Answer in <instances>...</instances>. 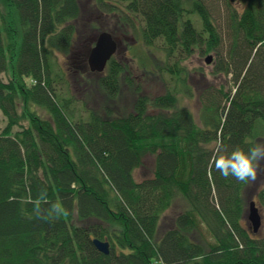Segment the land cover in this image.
I'll use <instances>...</instances> for the list:
<instances>
[{
	"label": "trees",
	"instance_id": "trees-1",
	"mask_svg": "<svg viewBox=\"0 0 264 264\" xmlns=\"http://www.w3.org/2000/svg\"><path fill=\"white\" fill-rule=\"evenodd\" d=\"M215 2L93 4L122 30L142 21L146 46L163 41L166 63L175 59L171 76L197 49L222 57L216 70L231 74L236 90L224 93V117L210 99L200 126L171 90L151 97L136 89L124 113L74 96L54 55L72 52L87 15L81 0H0V264H264V229L247 226L250 184L225 179L213 164L220 153L264 144V0L227 1L223 26ZM126 68L113 57L95 73L107 102L118 99L122 77L132 81ZM85 87L92 97L94 86ZM146 154L155 156L154 174L138 181ZM260 167L251 194L264 211ZM42 190V209L60 202L68 214L36 218ZM178 198L187 209L167 214ZM198 217L214 243L195 237ZM96 237L111 243L110 254Z\"/></svg>",
	"mask_w": 264,
	"mask_h": 264
},
{
	"label": "rangeland",
	"instance_id": "rangeland-1",
	"mask_svg": "<svg viewBox=\"0 0 264 264\" xmlns=\"http://www.w3.org/2000/svg\"><path fill=\"white\" fill-rule=\"evenodd\" d=\"M87 15L79 24L82 31L79 36L77 35L75 44L71 53L62 51H55V62L60 68L66 72L68 70V79L71 82V88L75 97L79 100L88 99L90 106L95 110H103L108 107L107 104L117 112H129L133 110L136 97L135 90L140 89L142 94H147L151 97L159 96L171 90L177 94L179 107L189 109L195 116L198 124L204 123L203 113L205 105L209 104L210 99L219 105V114L224 117L222 113L223 107L228 105V101L224 93L236 90L235 83L232 75L225 72L217 71L216 67L219 64V55L215 52L203 53L197 49L190 55L185 54L181 61V70L179 76H171L167 71L169 66L174 64V60L166 63L165 55L163 54V41L158 40L157 46L148 47L143 41L141 31L143 22L137 21L134 29L122 30L115 26V19L109 15H103L95 6L94 0H81ZM216 6V19L219 25H224V15L227 13L226 4L229 0H215ZM237 7L240 4L234 3ZM197 17V15H193ZM96 22L98 27H93ZM105 30L115 29V34L127 36L128 40L123 41V46L119 54L115 57L122 65L127 67L124 71L125 76L131 75L132 81L121 79L120 94L118 99L107 102L108 98L104 90L99 87L101 76L95 73H87L84 76L75 68L76 62L80 61L81 64L88 58L89 52L95 44V39L98 34ZM108 30V31H110ZM124 34V35H123ZM130 47L127 52L123 51L124 45ZM212 57L211 63H207L206 59ZM80 64V63H79ZM104 76V75H103ZM84 79H88L84 81ZM90 83L95 88V93L89 98L88 90L85 87V82ZM227 103V104H226ZM6 124L5 117L0 111V127ZM155 169V158L151 154L144 157V164L136 172L135 176L138 181L144 178L153 176ZM260 176V175H259ZM255 185L250 184L246 191V196L251 199L255 195L251 194L252 187ZM250 189V190H249ZM249 190V191H248ZM188 205L184 199L178 198L173 208L167 214H173L181 210L187 209ZM248 226V225H247ZM197 240L206 242L208 244L214 243L212 233L208 227L198 217V226L195 233Z\"/></svg>",
	"mask_w": 264,
	"mask_h": 264
},
{
	"label": "clouds",
	"instance_id": "clouds-1",
	"mask_svg": "<svg viewBox=\"0 0 264 264\" xmlns=\"http://www.w3.org/2000/svg\"><path fill=\"white\" fill-rule=\"evenodd\" d=\"M262 161L264 144H255L247 150L235 148L231 152L220 153L216 155L213 164L225 179L232 177L241 183L254 184L259 179ZM33 203L34 214L38 219L55 221L68 214V210L60 202H51L47 209H42V203H48L46 190H42Z\"/></svg>",
	"mask_w": 264,
	"mask_h": 264
},
{
	"label": "water",
	"instance_id": "water-1",
	"mask_svg": "<svg viewBox=\"0 0 264 264\" xmlns=\"http://www.w3.org/2000/svg\"><path fill=\"white\" fill-rule=\"evenodd\" d=\"M235 1L232 0V2ZM119 46V38L112 31L105 30L100 32L95 39L94 46H92L89 52V69L92 72L104 73L109 61L118 53ZM206 61L207 63H211L212 57H208ZM247 222L249 229L253 233H259L264 225L261 209L254 196L249 200ZM93 243L100 252L107 255L110 254L111 244L109 241H104L96 237Z\"/></svg>",
	"mask_w": 264,
	"mask_h": 264
},
{
	"label": "flooded vegetation",
	"instance_id": "flooded-vegetation-1",
	"mask_svg": "<svg viewBox=\"0 0 264 264\" xmlns=\"http://www.w3.org/2000/svg\"><path fill=\"white\" fill-rule=\"evenodd\" d=\"M115 30V29H114ZM116 31H113V33L115 34ZM118 38H119V41H120V46H119V50H118V53L114 56V58L119 54V52L121 51L122 49V46H123V41L124 40H128V37L125 36H122V35H117L115 34ZM130 47L127 46V44L124 45V48H123V51L125 50V52H127V50H129ZM89 57V55H88ZM80 63V64H79ZM76 65L75 68H78L76 70H79L83 75L87 74V73H92L89 69V64H88V58L84 60V62L81 64L80 61H77L76 62Z\"/></svg>",
	"mask_w": 264,
	"mask_h": 264
},
{
	"label": "bare ground",
	"instance_id": "bare-ground-1",
	"mask_svg": "<svg viewBox=\"0 0 264 264\" xmlns=\"http://www.w3.org/2000/svg\"><path fill=\"white\" fill-rule=\"evenodd\" d=\"M91 71V70H90ZM92 72V71H91ZM92 73H97V72H92ZM100 74H102V73H100ZM161 95V94H160ZM177 95V94H176ZM174 110H175V108H171V109H165L164 111L165 112H169V113H172V112H174ZM153 112H163V110L162 109H159V110H157V111H153ZM147 155V154H146ZM145 155V156H146ZM152 155V154H151ZM152 156H154V155H152ZM154 158H155V156H154ZM250 200V199H249ZM214 202L216 203V205L218 206V199L216 198V199H214ZM219 207V206H218ZM260 207V206H259ZM260 209H261V212H262V215H263V224H264V211H263V209L260 207ZM247 218H248V212H247ZM264 229V225H263V227H262V230ZM104 241H107V240H104ZM111 244V243H110ZM96 247V246H95Z\"/></svg>",
	"mask_w": 264,
	"mask_h": 264
}]
</instances>
